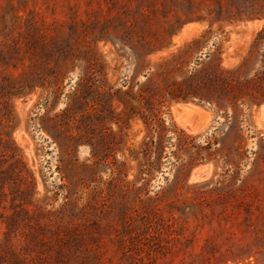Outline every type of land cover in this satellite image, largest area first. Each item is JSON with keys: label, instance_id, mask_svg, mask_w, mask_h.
Here are the masks:
<instances>
[{"label": "rangeland", "instance_id": "374dc122", "mask_svg": "<svg viewBox=\"0 0 264 264\" xmlns=\"http://www.w3.org/2000/svg\"><path fill=\"white\" fill-rule=\"evenodd\" d=\"M0 264H264V0H0Z\"/></svg>", "mask_w": 264, "mask_h": 264}]
</instances>
